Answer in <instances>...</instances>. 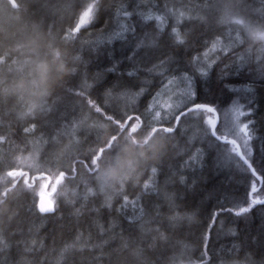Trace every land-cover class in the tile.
<instances>
[{
  "label": "snow or ice",
  "instance_id": "6c2138e0",
  "mask_svg": "<svg viewBox=\"0 0 264 264\" xmlns=\"http://www.w3.org/2000/svg\"><path fill=\"white\" fill-rule=\"evenodd\" d=\"M41 8L47 10L49 5ZM216 10L217 0L194 4L173 0L163 9L149 3L87 0L76 8L62 38L73 46L79 44L75 57L79 66L72 69L63 94L47 108L40 105L41 111L59 115L54 120L33 116L20 126L23 144L16 159L28 171L18 164H0V202L13 209L12 219L19 218L7 235V229L0 230V264H51L55 240L50 248L31 233L26 237L21 213L47 217L56 212L61 197L73 206L78 220L87 219L85 244L93 264H264V239L258 242L257 252L239 241L235 229L225 231L228 215L246 218L256 208L264 213V114L256 119L254 87L255 77L264 86V0L258 8L249 0H236L226 6L219 23ZM116 42L122 44L129 67L113 82L99 73L90 82L80 71L83 52L99 55ZM245 69L250 70L251 82L233 87L228 77ZM117 70V65L106 69L113 74ZM213 75L229 93L219 106L199 90L201 80ZM140 133L147 139L158 137L183 145L182 163L164 179V203L158 163H146L135 176L125 175L115 185L100 173V161L119 146L121 138L136 143ZM7 142V137L0 136V145ZM162 147L156 149L155 161L163 160ZM171 149L180 154L176 143ZM71 152L76 155L69 166L52 163V158ZM208 166L227 167L243 180V195L232 198L228 193L221 198L205 191L197 198ZM10 193H15L11 202ZM212 199L216 203L206 213L205 201ZM11 224L10 219L9 228ZM214 231L239 242L231 250L212 252L209 244ZM9 236L20 237L15 244L20 259L12 254ZM82 237L79 231L75 241ZM101 240L102 244L95 242ZM75 241H66L60 251L64 264H77L66 253L85 250L77 249ZM97 249L107 253L106 262L95 257ZM241 250L243 259L231 255Z\"/></svg>",
  "mask_w": 264,
  "mask_h": 264
},
{
  "label": "trees",
  "instance_id": "16d2710c",
  "mask_svg": "<svg viewBox=\"0 0 264 264\" xmlns=\"http://www.w3.org/2000/svg\"><path fill=\"white\" fill-rule=\"evenodd\" d=\"M109 4L119 3H140L154 4L160 9L164 8L165 3L169 5L173 0H106ZM179 3L181 0H175ZM183 3H196V0H182ZM236 0H217V10L215 13L216 21L224 15L226 6L235 3ZM258 8L261 0H249ZM87 3V0H0V136L7 137V143L0 145V164L7 163L10 166L19 165L25 171L29 169L23 161H17L21 153L23 140L19 134V128L33 116H47L56 119L58 113H48L41 111L40 105L44 108L50 106L57 96L64 92L66 82L72 79V69L78 67L75 60L78 54L79 44L73 46L62 38L63 29L71 23L76 8ZM49 5L47 10L41 8V5ZM55 6V7H52ZM187 23V21H185ZM117 65L116 73H108L107 68ZM129 67L128 61L124 59V48L120 42L108 45L102 49L99 55L95 52L85 50L83 52V63L80 65L82 74H86L91 82L92 77L98 73L103 74L104 79L113 82L120 75V72ZM250 70H243V74L233 73L228 77L232 86L240 88L242 84L250 83ZM256 79V99L257 109L256 119L264 114V86L261 85L259 77ZM199 90L202 97L213 100L216 105L228 99L229 93L223 90V85L218 77L213 75L208 80H201ZM103 99V97H101ZM33 105L36 107L33 108ZM30 109L32 110L30 112ZM61 106V112H63ZM71 111V109H69ZM71 119V117H69ZM244 119V118H241ZM259 128V125H257ZM107 134V129L103 131L101 139ZM95 138V137H93ZM136 143L128 137L121 138L119 146L110 154L106 155L100 161V173L107 171L109 165H115L116 171L124 173L123 175L135 176L146 163H158L162 170L159 177L161 203H164V179L170 172L174 171L182 163L183 145L178 141H164L157 138L147 139L144 133L136 136ZM67 143V138H65ZM176 143L178 151L171 149V144ZM161 148L163 160L155 161L154 153L157 148ZM169 151V154H168ZM24 156L28 155L25 150ZM75 152L66 153L58 160L52 158V163H60L65 167L69 166V160ZM212 156H209L211 162ZM116 161V163H114ZM83 172V169H81ZM191 170H189V175ZM200 175L199 173L197 174ZM117 184V183H116ZM202 187L196 192L198 198L201 192H212L214 196L223 198L226 194L232 193L243 195V180L237 179L227 168H214L208 166L204 169ZM129 192L132 191L130 187ZM80 191H83L81 186ZM173 191V186L169 183V194ZM192 196L191 190L189 192ZM183 196V193H181ZM15 193H10L8 200H14ZM102 201L103 197H99ZM116 207L119 203L113 200ZM215 199L205 201V212L211 211L215 205ZM166 207V205H165ZM131 212V207H129ZM107 210H105V215ZM24 220L23 230L25 236L34 235L39 240L44 241L50 248L55 240V253L50 257L51 264H64L60 257V251L65 242L73 243L75 236L79 231H83V237L80 241H75L77 249L83 247L82 252L72 251L65 254L69 259L75 258L77 264L80 260L86 261V264H93V256L87 251L85 240L87 239L88 223L86 218H80L73 214V206L66 204L61 197V202L54 214L47 217H29L26 210L21 213ZM115 216L116 213L112 212ZM13 209L9 204L0 202V230L7 229V235L16 227L17 220L12 219ZM12 220L11 228L8 227L9 220ZM217 229L220 225L217 224ZM233 228L239 233V241L250 247L254 251H259V241L264 239V213L259 208L254 209L246 218H235L231 215L225 218V231ZM98 231L93 229V232ZM120 232V228L116 229ZM20 237L9 236L13 244L12 254L16 259L15 247L16 240ZM231 235L223 233L217 234L215 231L210 235V251L219 253L222 249L231 250L234 242ZM103 243V241H95ZM106 247V245H105ZM245 252H233L231 255L239 256L243 259ZM95 257L100 262H106L107 253L97 249ZM199 255V253H196Z\"/></svg>",
  "mask_w": 264,
  "mask_h": 264
},
{
  "label": "rangeland",
  "instance_id": "374dc122",
  "mask_svg": "<svg viewBox=\"0 0 264 264\" xmlns=\"http://www.w3.org/2000/svg\"><path fill=\"white\" fill-rule=\"evenodd\" d=\"M116 163V161H114ZM102 176L106 174V179L109 184L115 185L116 183L119 182L121 177H123L124 173H119L116 171L115 165H109L107 168V171L101 172Z\"/></svg>",
  "mask_w": 264,
  "mask_h": 264
}]
</instances>
